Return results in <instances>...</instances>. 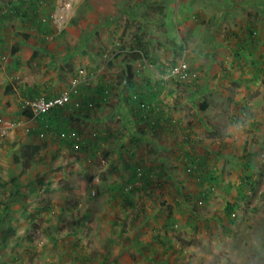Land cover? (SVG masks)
<instances>
[{
  "label": "rangeland",
  "instance_id": "1",
  "mask_svg": "<svg viewBox=\"0 0 264 264\" xmlns=\"http://www.w3.org/2000/svg\"><path fill=\"white\" fill-rule=\"evenodd\" d=\"M202 3L0 0V264H221L225 258L229 264L236 259L264 264V63L256 77L251 71L248 79L236 78L227 68L220 70L223 62L218 59L216 69L211 68L194 47L173 46L166 29L171 22L167 13L178 6H193L196 11ZM59 9L64 11L62 17ZM164 19L170 21L168 25ZM40 20L51 23L53 34H40ZM73 37L79 40L74 49L70 47ZM139 48L145 50V59L133 61L132 51ZM182 62L190 71L185 80L172 75V68ZM127 65H132L138 87L148 81L150 86L162 87L158 105L164 125L169 123L176 131L174 139L207 154L210 171L223 177L224 169L225 180L233 187L229 192L214 187L195 218L194 213L183 214V204L181 208L173 205L182 203L183 194L198 186L186 171V146L161 155L150 153L144 143L129 146V153H124L129 158L127 169L125 158L113 163L105 156L109 148L90 162L86 155L80 159L78 152L53 143L52 131L34 138L31 135L39 121L34 115L21 116L29 111L25 101L59 97L71 91L74 80H78L76 89L83 84L85 90H95L102 81L112 85L110 105L103 112H89L91 119L81 125L90 139H98L96 121L109 115L111 133L127 142L135 134L125 128L118 106L120 95L126 93L121 91L119 75ZM206 72L231 78L224 79V91L215 95V105L221 111L222 105L234 110L225 118L208 111L200 116L210 117L213 125L196 115L198 100L207 98V79L214 86L217 81L207 78ZM253 77L255 83L244 84ZM7 87L13 90L6 93ZM245 107L252 113L249 126L243 137L233 139L227 135L229 126L233 118L242 119L240 111ZM149 121L139 131L152 130ZM167 129L163 136L169 133ZM185 139L195 143L186 144ZM146 154L167 161L171 173L161 168L160 178L152 179L147 190L142 182L129 184L125 191L129 198L124 201L120 192L111 189L118 181L127 183L133 178L134 167L147 169ZM91 177L89 193L81 197L80 188ZM242 185L246 197L230 224L225 212L228 205L238 202ZM168 201L175 212L171 216L161 205ZM170 218L175 225L167 229ZM254 238L258 246H253Z\"/></svg>",
  "mask_w": 264,
  "mask_h": 264
},
{
  "label": "crops",
  "instance_id": "2",
  "mask_svg": "<svg viewBox=\"0 0 264 264\" xmlns=\"http://www.w3.org/2000/svg\"><path fill=\"white\" fill-rule=\"evenodd\" d=\"M201 1H204V3H202L201 7L197 6L196 11L194 10L193 6L188 7V9L178 6L174 7L167 13L169 14L168 16H170L169 20L171 22L167 20L168 18L166 20L164 19V21L167 23V25L170 22L166 29L169 30L168 34L170 35L171 40H173L172 45L177 46L182 43L184 45L194 47V49L199 53L198 55L205 57V62H208L211 68L216 67L214 66V62L218 59L219 61L223 62V64H221L220 70H226L227 68L228 70L232 71L236 78H238V76H242L243 79H248L250 78V76H252V74L250 73L253 72L255 74V77L259 75V70H262V66L264 63V0ZM174 27L177 29L176 32L172 31ZM253 32L257 34L254 36L252 34ZM200 59L202 58L200 57L199 60ZM248 64L249 66L246 67ZM198 66H202L201 63H199ZM199 69L202 70L203 68ZM220 73L218 75V78H216L212 77L210 74H208V72H206V74L209 76L207 78H216L217 81L214 86L213 81L207 79V82L205 83V92L207 98H202V101L198 102V104L205 103L207 105L206 110L202 111L200 110V106H197V117L202 116L208 111L212 112V114L218 113V118H225V114L227 115L229 111L232 112V110H234V107L222 105L223 111H221V109L217 108L215 105V95L218 93L222 94L224 91L221 87V85L224 84V79H231L229 75H222ZM221 78H223L222 81L218 83L219 79ZM246 79L244 81L246 82L244 83L245 85H248V82L251 84L256 82L254 80V77L250 81H246ZM234 82L238 83V81H232V84H234ZM147 83H150V81H148ZM147 83L145 86L140 85L141 87H138L139 94L143 95L144 93L145 96L147 94H152L154 97L150 95V99L148 101L153 103V105L160 104L162 87L157 89L155 86H150ZM225 86L228 85L226 84ZM123 89L124 88L121 87V91ZM85 91L84 92L87 93L86 96L94 97L93 92H89L87 90ZM203 99L205 100L203 101ZM191 103L195 104V102ZM118 106L120 110H123L124 112L126 111L124 108L125 106L121 107V104L119 102ZM104 107H107V105L102 106L100 108L101 110L99 109V112H103ZM245 108L250 110L248 107ZM127 111L129 112L128 109ZM242 111L243 110H241L240 112ZM99 116L101 117V114H99ZM108 116L106 115L104 119H98L100 123H97L96 121V125L94 126V128L97 127V129L95 128L96 131L100 130V132H103L104 134L106 133V135H108H104L106 136L104 140L102 138L98 140H92V142L94 141V145H92V147L90 146L89 150H91L92 152L94 151L91 155L93 159L89 160L88 156L86 155L87 160L90 162H92L99 154H101L102 151L106 150V148H109L105 156L110 158L113 163H116L115 160L119 159V157L125 158V161H121L119 168H122L121 164L124 161L127 166L126 168L129 169V158L128 155H125L126 153H129V146H137L141 143H144L149 148L150 153L154 152L157 155H161L162 151L164 153V151L170 152V150H175L174 153H176V149L179 148L180 145L186 146L184 144H179L180 141H178V139H174L173 136L176 131L172 132L173 128L171 126L169 129H167L169 133L163 136L162 134L164 130L162 131L161 128L157 131L146 129H142L141 131H139V128L141 126L143 127L144 125V122L140 120L138 121L136 126L129 125L128 121L131 120V122H133L134 119L131 111L128 114V116L130 117L129 120L128 118H124L122 115L121 116L123 117L124 121H127V123H124L125 128L129 127L131 133L135 134V136H130L127 142L126 140H120V138L115 136V134L113 135V131L111 133L108 122L109 119L107 118ZM111 117L112 114H110V119ZM201 119L202 120L200 121L212 123L210 121V117L208 116ZM232 120L235 121L236 118H233ZM113 136H115V138H112ZM111 144H113L112 148L114 149V151H112V149L110 148ZM189 150L190 149L187 147L186 151ZM196 150L203 156L204 153H202L199 148H196ZM83 155L85 156L84 153H78L77 156L82 159ZM204 155L209 157L207 154ZM146 158L147 159L145 160H148V164H146L147 162L145 164L149 173L161 168L165 169L167 173H171V169H168L167 167V161L166 163H163V161L157 158V156L151 158L149 154H146ZM155 159H158V161L154 162ZM118 171L121 172L120 170ZM125 172L126 171L122 169L121 173L124 174ZM161 205L166 206L169 211H171V214L174 212L171 202L168 201V203H163ZM173 205L174 207L176 206L175 203H173ZM161 210L162 209H159V212Z\"/></svg>",
  "mask_w": 264,
  "mask_h": 264
},
{
  "label": "trees",
  "instance_id": "3",
  "mask_svg": "<svg viewBox=\"0 0 264 264\" xmlns=\"http://www.w3.org/2000/svg\"><path fill=\"white\" fill-rule=\"evenodd\" d=\"M39 24V32L41 35L48 36L53 34V28L50 22H43L40 20ZM252 34L255 36L257 33L253 32ZM23 38L27 40L28 37L24 36ZM78 42L79 40L77 38H71L70 47L74 49L77 46ZM142 49L143 48H139L138 51L131 50L133 52L131 54V58L133 59V61L145 59V51ZM15 51H17V49ZM121 74L122 75H119V84L122 88L125 89L126 93L120 95V99L118 102L121 104V107L125 106L124 108L126 110L125 112L123 110H120V114L124 118H128L129 120L130 117L128 116V114L131 111L132 116L135 119H133V122H131V120L128 121L129 125L136 126L139 120L143 121L144 123L150 120L149 122L153 124L152 130L157 131L160 128L161 130H166L168 127H170L171 124L169 123H166L164 125L162 108L158 104L153 105V103L148 101L150 99V95L152 97L154 96L152 94H147L146 96L144 93L143 95L139 94L138 85L134 79L135 75L133 73L132 65H127ZM259 74H261L260 70ZM82 86L83 84L81 85V87ZM81 87H78V89H76V93L71 96V102L69 104L65 105L64 107L54 109L49 114L45 115L43 122H39V128L34 131L31 136L37 138L40 136H45L48 131H52L55 135V139H52L53 143H60L61 146H67L75 152L84 153L88 156L89 160H92L93 158L91 157V155L94 151L92 152L91 150H89V147H92V145H94V141L92 142V140L95 139H90V136L86 134V129L81 125V123L86 122L84 120L91 119V114L89 112L94 111L96 113L102 106L110 105V93L113 89L112 85H107L106 83L101 81L100 85H98L95 90L90 88L86 89L89 92H93L94 95V97H88L86 96V91H83L85 89H81ZM12 90L13 89L11 87H7L6 93H10ZM202 98H200L198 101H202ZM204 100L205 99H203V101ZM199 106L200 110H206L207 105L205 103H199ZM127 109L129 110V112L127 111ZM85 112H88L89 114L84 115ZM251 114L252 113L245 108L240 113V117L243 116L242 119L247 120L252 116ZM21 116L28 119L33 117V114L31 111H25L21 113ZM236 120H239V118L236 117ZM97 123H100V121L97 120ZM125 123H127V121H125ZM76 124H78L79 127H77ZM98 132L102 135V132ZM172 132H174L173 129ZM101 135L97 138H102L104 140L106 136ZM186 136L187 138H189L190 134ZM185 143L192 144L195 143V141L185 139ZM35 152L36 151H34V153ZM31 154H33V152H31ZM25 155H29V152L26 151ZM184 156L185 165L187 166L186 171L187 173L191 174L193 180H196L198 182V186L196 190L188 189L182 196L183 202L181 203L177 201L175 204L177 208H181L183 204V206L185 207L183 214H188L189 212L191 214L194 213L193 218H195L197 209L204 207L205 203L208 200V195L210 191L214 189V187L222 188L227 192H229L233 187L232 185H229V182H227V180H225V170L223 169L222 171L224 172V178L222 177L221 173L218 174V172L216 171L211 172L209 165L210 158L207 156H202L200 152L196 150V148L192 147L191 150L185 151ZM159 170L160 169H157L149 173L147 169L142 170L141 167L136 166L133 169V178H128L129 181L127 183H125L124 180L121 179L122 181H118L116 186L112 187L111 190L113 192H120L121 195L124 196V201H127L129 197L127 192L125 193V191L126 187L129 184L137 185L142 182L144 183V189L147 190V188L151 186L150 184L152 182V179L156 177L160 178ZM92 178L93 177L88 178V182L84 183L81 186V197H86L88 195ZM238 192V202L233 203L232 205H228L225 212L227 220L230 222V224H234L236 212L241 208V202L245 200V195L247 192L245 189V185H242L238 189ZM169 216H171V211H169ZM171 220L172 219L170 218V224L166 225L167 229L172 228L175 225V223ZM167 243L168 242H166V244ZM163 244L165 243L163 242Z\"/></svg>",
  "mask_w": 264,
  "mask_h": 264
},
{
  "label": "built area",
  "instance_id": "4",
  "mask_svg": "<svg viewBox=\"0 0 264 264\" xmlns=\"http://www.w3.org/2000/svg\"><path fill=\"white\" fill-rule=\"evenodd\" d=\"M83 73V72H81ZM189 67L187 64L180 63L178 66L172 68V75L181 80H185L189 77ZM76 81V82H75ZM78 80H74L71 87V91L64 93L63 95L51 99H39L34 101H25V109L32 112L35 119L39 122H43L45 115L52 112L54 109L64 107L71 102V96L76 93Z\"/></svg>",
  "mask_w": 264,
  "mask_h": 264
},
{
  "label": "clouds",
  "instance_id": "5",
  "mask_svg": "<svg viewBox=\"0 0 264 264\" xmlns=\"http://www.w3.org/2000/svg\"><path fill=\"white\" fill-rule=\"evenodd\" d=\"M248 126H249V122L247 120L244 119L236 120L229 126L227 135L233 139H239L244 136ZM252 244L253 246H258L259 240L254 238ZM221 264H229V260L227 258L222 259ZM232 264H244V262L236 259L232 261Z\"/></svg>",
  "mask_w": 264,
  "mask_h": 264
},
{
  "label": "bare ground",
  "instance_id": "6",
  "mask_svg": "<svg viewBox=\"0 0 264 264\" xmlns=\"http://www.w3.org/2000/svg\"><path fill=\"white\" fill-rule=\"evenodd\" d=\"M61 1H62V3H65V2H67L68 0H61ZM59 14H60L61 17L64 15V11H63V9H59Z\"/></svg>",
  "mask_w": 264,
  "mask_h": 264
}]
</instances>
